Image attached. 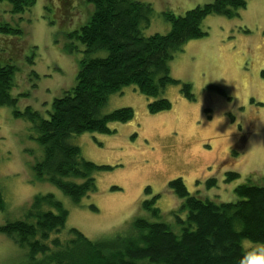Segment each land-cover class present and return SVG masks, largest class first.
<instances>
[{
    "label": "rangeland",
    "instance_id": "1",
    "mask_svg": "<svg viewBox=\"0 0 264 264\" xmlns=\"http://www.w3.org/2000/svg\"><path fill=\"white\" fill-rule=\"evenodd\" d=\"M136 1L153 5L155 15L145 29L149 36L169 33L165 12L181 16L215 0ZM94 11L86 0H35L29 10L16 14L10 0H0V23L24 30L0 31V66H15L11 94L18 98V110L32 107L48 119L54 101L76 85L87 53L72 34ZM203 24L211 36L203 60L182 62L189 41L169 62L171 76L179 81L162 93L172 102L171 109L152 113L147 96L126 86L109 97L102 114L129 107L134 110L131 120L111 121V133L73 137L86 159L109 167L95 172L97 191L80 202L36 175L45 155L36 123L17 117L14 107L0 108V179L7 200L0 228L23 219L36 197L53 194L69 211L67 228L93 240L129 234L136 219L166 223L179 234L177 216L185 218L186 212L181 209L184 200L170 188L171 180L182 178L192 195L217 204L237 202L240 185H264V0H249L233 19L209 16ZM182 83L191 85L194 100L183 95ZM232 150L238 155L226 162ZM229 172L239 175L228 181ZM209 179L215 184L208 185ZM157 195L154 206L160 212L154 214L143 202ZM243 246L250 253L264 245L244 240ZM23 255L0 231V264H25Z\"/></svg>",
    "mask_w": 264,
    "mask_h": 264
},
{
    "label": "trees",
    "instance_id": "2",
    "mask_svg": "<svg viewBox=\"0 0 264 264\" xmlns=\"http://www.w3.org/2000/svg\"><path fill=\"white\" fill-rule=\"evenodd\" d=\"M13 13L34 6L35 0H10ZM95 11L87 23L73 32L85 46L76 85L53 103L50 118L41 119L28 107L21 112L18 98L11 94L15 86L14 65L0 66V108L14 107L17 117L36 123L44 158L35 167L36 175L57 185L74 201L97 191L98 166L86 159L74 136L84 132L111 133V121L127 122L134 110L126 107L107 115L102 109L114 93L126 86L147 96L152 113L169 110L172 102L162 97L165 89L179 83L170 74L169 62L185 44L209 35L205 19L222 16L233 19L249 0H215L176 16L165 12L171 24L167 34L147 36L145 29L155 15L153 5L136 0H86ZM0 31L22 34L20 26L5 21ZM105 51L106 55H100ZM264 77V71H262ZM183 95L194 100L188 83L181 84ZM238 153L232 150L226 162ZM239 174L228 173V181ZM214 185L215 179H209ZM170 188L184 200L177 216L181 233L163 222L136 219L129 234L90 239L77 228H67L69 211L53 194L38 196L23 219L9 222L0 231L12 238L24 251L25 264H241L248 251L243 241L264 245V185L237 187V202L217 204L192 195L182 178L170 181ZM150 188L147 189L149 191ZM160 195L143 202V208L158 214ZM52 207H57L55 213ZM7 209L4 185L0 179V213ZM251 249H249L250 251Z\"/></svg>",
    "mask_w": 264,
    "mask_h": 264
},
{
    "label": "crops",
    "instance_id": "3",
    "mask_svg": "<svg viewBox=\"0 0 264 264\" xmlns=\"http://www.w3.org/2000/svg\"><path fill=\"white\" fill-rule=\"evenodd\" d=\"M211 36L208 35L207 37L203 39H198V40H192L188 43V48L185 49V52H187L184 57H181V60L183 63H188V64H195L203 60L202 55H203V50L204 49H209V44ZM171 69L173 67L171 66Z\"/></svg>",
    "mask_w": 264,
    "mask_h": 264
},
{
    "label": "clouds",
    "instance_id": "4",
    "mask_svg": "<svg viewBox=\"0 0 264 264\" xmlns=\"http://www.w3.org/2000/svg\"><path fill=\"white\" fill-rule=\"evenodd\" d=\"M241 264H264V246L259 247L256 251L247 253Z\"/></svg>",
    "mask_w": 264,
    "mask_h": 264
}]
</instances>
